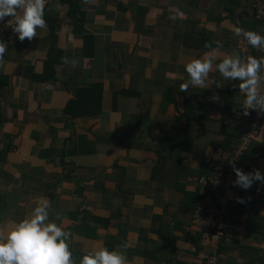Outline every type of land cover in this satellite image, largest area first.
Instances as JSON below:
<instances>
[{
    "label": "crops",
    "instance_id": "1",
    "mask_svg": "<svg viewBox=\"0 0 264 264\" xmlns=\"http://www.w3.org/2000/svg\"><path fill=\"white\" fill-rule=\"evenodd\" d=\"M47 2L45 26L31 40L15 37L0 59V236L45 197L49 220L70 233L74 264L102 247L124 252L126 264H206L215 248L219 264H264L259 182L249 188V226L237 247L205 244L193 223L202 181L233 156L222 147L225 126L257 130L240 165L264 175V114L241 115L239 82L215 69L205 88L180 91L185 63L209 51L205 43L220 46L214 63L232 52L260 55L233 31L264 36L256 1L86 0L81 33L69 0ZM177 10L183 17L169 19ZM53 38L76 63L60 59L56 77L40 80ZM92 85L101 88L100 113L69 115L73 91ZM233 190L222 192L231 208Z\"/></svg>",
    "mask_w": 264,
    "mask_h": 264
},
{
    "label": "clouds",
    "instance_id": "2",
    "mask_svg": "<svg viewBox=\"0 0 264 264\" xmlns=\"http://www.w3.org/2000/svg\"><path fill=\"white\" fill-rule=\"evenodd\" d=\"M46 0H0V21L4 17L14 20L12 31L16 38L24 41L36 36V29L45 26L44 6ZM184 13L177 10L175 16L169 19L183 17ZM8 24V21H7ZM236 36H242L248 45L264 53V36L254 31H246L240 27H234ZM209 51L202 57L192 59L185 63L184 71L188 79L180 85V91H187L189 85L205 88L208 74L215 69L225 81H238V90L243 95L240 105L241 115L248 116L249 110L258 114H264V55L256 58L249 55L246 60L236 52L226 54L217 60L216 48L208 43L204 44ZM6 46L0 41V59L3 58ZM62 61L74 67L76 61H69L66 57ZM219 88V84H216ZM213 102H219L218 95L209 98ZM235 178L231 181L234 187L248 190L254 182L264 185V175L260 170L253 169L244 172L239 168H233ZM203 182V181H202ZM239 203H244L238 198ZM59 218V213L56 214ZM70 233L58 226L55 221L49 220V201L45 197H38L35 206L14 225L5 236H0V264H74L72 252L69 248ZM126 243L121 245L127 249ZM127 257L122 251L107 248H98L87 252L80 258L79 264H126Z\"/></svg>",
    "mask_w": 264,
    "mask_h": 264
},
{
    "label": "built area",
    "instance_id": "3",
    "mask_svg": "<svg viewBox=\"0 0 264 264\" xmlns=\"http://www.w3.org/2000/svg\"><path fill=\"white\" fill-rule=\"evenodd\" d=\"M255 1L256 17L264 20L263 1ZM47 6L48 2L46 0L44 11ZM12 26H14V20L11 17L6 16L0 21V41L6 46L5 53L9 43L16 37L12 31ZM262 55L264 53L260 52V55L256 58L259 59ZM247 57L248 55H245L243 59L246 60ZM256 131L255 129L245 131L240 142L233 150V156L229 160V165L226 167H217L215 169L216 173H211L198 189V195L201 199L198 201L193 213V222L198 225L202 240L205 244L216 243L218 245L222 241H231L234 238L243 237L247 231L248 211L245 210L242 213L240 206L250 203L253 195L250 193V189L242 190L239 187H234L231 181L235 178L233 172L234 167L244 171V168L240 165L242 163H239V161L241 162L242 157L256 137ZM230 185L236 189L234 190L235 195L233 197L234 203L232 204V208L229 202V205H226L228 201L226 194H222L223 190H227ZM238 198L243 199L244 203L237 202ZM206 264H218V251L216 248L215 253L213 252L208 257Z\"/></svg>",
    "mask_w": 264,
    "mask_h": 264
},
{
    "label": "trees",
    "instance_id": "4",
    "mask_svg": "<svg viewBox=\"0 0 264 264\" xmlns=\"http://www.w3.org/2000/svg\"><path fill=\"white\" fill-rule=\"evenodd\" d=\"M69 1H70L69 17L72 20L74 30L78 33H81L83 30V24L85 21L83 13H82V5L84 4L86 0H69ZM51 28H52V31L54 32L55 28L53 27V25H51ZM52 37H55V33H52ZM53 39H54V42L52 44V47L50 48L48 59L45 63V74L43 77L39 78L40 80H52L56 77L55 76L56 72L54 68L60 61L62 57V52L56 46V38H53ZM12 43H9L8 47H10ZM73 92H74L75 97L67 105V109H66L69 115H71L72 117H81V116H93L95 114L100 113L101 108H102V96H101V88L99 85L98 86L92 85L91 87H88V88L81 87L77 90H74ZM191 111H192L191 103L188 101L187 110H186V117L188 120H190L191 118ZM243 133L244 131H242L240 128H233L230 126H225L221 133V135L224 137V140H225L224 144L222 145L223 150L228 149L231 152L236 147V145L240 142ZM160 149H163V146H160ZM249 149H251V146ZM248 151L247 153H249ZM247 153L245 154V156H247ZM244 157H242L240 163L243 162ZM223 165H225L223 167H226L229 164L228 162H226ZM200 199L201 197L198 195V192H197L196 198H194L193 200V204L196 206ZM246 206H247V209H246ZM244 209L247 210L249 213V210L251 209H248V203L244 204V208L241 211L243 212ZM248 226H249V222H248ZM248 226H247V230H248ZM237 239L238 238H234L230 241V242L233 241V243H231L232 246L237 247L239 245L238 241H235ZM221 246H228V243L222 242ZM219 262H220V255L218 254V264Z\"/></svg>",
    "mask_w": 264,
    "mask_h": 264
},
{
    "label": "rangeland",
    "instance_id": "5",
    "mask_svg": "<svg viewBox=\"0 0 264 264\" xmlns=\"http://www.w3.org/2000/svg\"><path fill=\"white\" fill-rule=\"evenodd\" d=\"M256 133H257V134H256ZM255 134L258 135V132L256 131ZM243 135H244V134H243ZM243 135H242V137H243ZM244 137H245V136H244ZM233 191H234V190H233ZM234 195H235V191H234ZM231 199L233 200V197H232ZM228 200H230V199L228 198ZM226 205H227V206L229 205V204H228V201H227V204H226ZM193 223H194V222H193Z\"/></svg>",
    "mask_w": 264,
    "mask_h": 264
}]
</instances>
